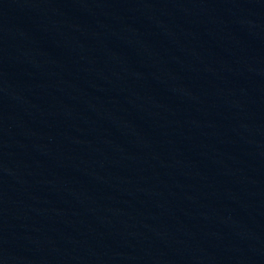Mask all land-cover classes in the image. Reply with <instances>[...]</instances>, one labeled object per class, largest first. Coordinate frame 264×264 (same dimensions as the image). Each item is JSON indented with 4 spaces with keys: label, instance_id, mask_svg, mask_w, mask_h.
<instances>
[{
    "label": "water",
    "instance_id": "95a60500",
    "mask_svg": "<svg viewBox=\"0 0 264 264\" xmlns=\"http://www.w3.org/2000/svg\"><path fill=\"white\" fill-rule=\"evenodd\" d=\"M0 264H264V0H0Z\"/></svg>",
    "mask_w": 264,
    "mask_h": 264
}]
</instances>
